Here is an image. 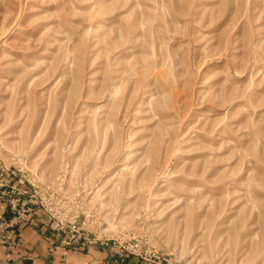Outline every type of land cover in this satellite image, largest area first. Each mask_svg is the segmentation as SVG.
<instances>
[{"label": "rangeland", "instance_id": "obj_1", "mask_svg": "<svg viewBox=\"0 0 264 264\" xmlns=\"http://www.w3.org/2000/svg\"><path fill=\"white\" fill-rule=\"evenodd\" d=\"M0 208L45 264H264V0H0Z\"/></svg>", "mask_w": 264, "mask_h": 264}, {"label": "crops", "instance_id": "obj_2", "mask_svg": "<svg viewBox=\"0 0 264 264\" xmlns=\"http://www.w3.org/2000/svg\"><path fill=\"white\" fill-rule=\"evenodd\" d=\"M1 209V208H0ZM19 239L14 248L9 249L0 244V264H45L38 255L39 241L42 242L39 231L26 226L18 235ZM52 253L51 264H94L91 256L80 252ZM89 262V263H88ZM49 264V263H46Z\"/></svg>", "mask_w": 264, "mask_h": 264}]
</instances>
